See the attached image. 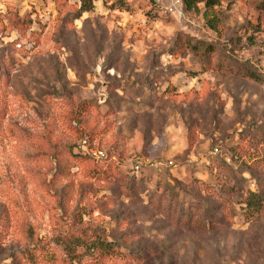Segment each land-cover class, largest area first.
Listing matches in <instances>:
<instances>
[{
	"label": "rangeland",
	"instance_id": "obj_1",
	"mask_svg": "<svg viewBox=\"0 0 264 264\" xmlns=\"http://www.w3.org/2000/svg\"><path fill=\"white\" fill-rule=\"evenodd\" d=\"M114 1L0 0V261L264 264V206L241 201L264 183L261 0H222L218 31L183 0ZM96 150L112 170L73 158Z\"/></svg>",
	"mask_w": 264,
	"mask_h": 264
},
{
	"label": "trees",
	"instance_id": "obj_2",
	"mask_svg": "<svg viewBox=\"0 0 264 264\" xmlns=\"http://www.w3.org/2000/svg\"><path fill=\"white\" fill-rule=\"evenodd\" d=\"M63 1H69V0H63ZM98 1H102V0H78V2L80 3L79 12L85 13V12L93 11L96 6V2ZM183 3L186 9L188 10L199 11L200 6H203L204 8L203 12L208 26L215 31L220 30L222 19L218 14L216 8L222 5L223 3L222 0H183ZM113 6L120 9L129 8V4L127 0H115ZM258 6L264 9V0H261ZM182 46L183 47L192 46V49L194 50L195 54L202 60L203 59L205 60L207 58L209 59L216 53V49L214 48L213 45L204 42H199L198 44L195 45L189 44L187 46L183 43ZM178 52L180 53L181 50L178 49ZM172 53H175V51H172ZM219 65L220 68H223L222 63H219ZM244 76L252 80H255L257 82L263 81V78L259 74L253 71L246 70ZM233 150L234 152L232 157L236 156V152L238 151L245 152L243 147H236ZM94 157L92 154L88 153L87 151L86 152L74 151L73 153V158L75 160L80 161L82 163L91 162L94 166V169L100 173H105L112 170L114 166L113 158L110 157L107 152L105 153V157H96V158ZM253 164L254 166L260 167L261 170L264 169V158H256ZM255 183L257 186L256 189L248 188L241 196V201L245 205V208L250 210L252 209L259 210L264 206V183L257 178L255 179ZM200 184L203 185V183ZM204 187L211 194H215L216 192L215 186H211L209 184L204 183ZM233 188L235 189L236 187ZM75 240L79 241L81 246L83 247L88 246L94 250H101L107 255L114 254L116 252V249L118 248V244L104 240L100 237V235H97L95 233H92L88 237L87 234H84V236H75ZM12 260L13 261L11 264H40L41 262L57 264L59 262L53 253H46V256L41 255L40 258V255L36 254V252L34 251L21 253L20 255H13ZM0 264H5V263L0 261Z\"/></svg>",
	"mask_w": 264,
	"mask_h": 264
},
{
	"label": "built area",
	"instance_id": "obj_3",
	"mask_svg": "<svg viewBox=\"0 0 264 264\" xmlns=\"http://www.w3.org/2000/svg\"><path fill=\"white\" fill-rule=\"evenodd\" d=\"M178 2H181V1H178ZM84 144H87V142L84 141ZM216 151H217V150H216ZM88 153H90V152H88ZM90 154H92V155L95 156V157H105V153H104L103 151H99V150H96L95 152H91ZM149 166H150V167H155L156 164H155V163H150ZM133 169H134L135 172L138 173V172L142 171V169H143V165H142L141 163H138V164H136V165L134 166Z\"/></svg>",
	"mask_w": 264,
	"mask_h": 264
}]
</instances>
